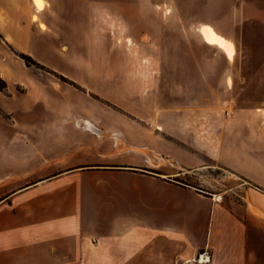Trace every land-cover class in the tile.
<instances>
[{"label": "rangeland", "instance_id": "rangeland-1", "mask_svg": "<svg viewBox=\"0 0 264 264\" xmlns=\"http://www.w3.org/2000/svg\"><path fill=\"white\" fill-rule=\"evenodd\" d=\"M144 3L147 5L124 12L120 5L106 7L98 17L94 16L93 22L84 21L81 27L60 18L46 0L42 8L34 0H4L0 34V145L119 142L122 146H104L102 154L86 151L87 163L80 170L86 174L96 168L135 171L171 177L206 192L229 190L241 182L231 170L204 156L203 170L198 174L184 173L175 157L167 156L157 145L182 141L177 133L183 141L192 142L196 124H200V140L209 142L214 133L210 128L216 124L217 131L223 130L226 120L246 104L242 96L254 100L264 95V87L258 86L264 71L253 68V58L246 66L247 60L237 45L232 57L230 49L227 55L220 43L207 42L200 34V24L182 21L176 0H168L164 8L151 6L150 0ZM189 13L192 10L185 12ZM91 15L90 12L88 19ZM145 31L151 33L134 38L136 33ZM135 63L144 67L141 86L131 82L105 86L93 80V75L104 73L100 70L104 66L118 69ZM83 73L92 80H83ZM135 111L146 116L137 135L152 145L136 153L126 146ZM166 112L171 117L169 128L161 125ZM173 113L181 114L172 118ZM86 120L94 124V130L85 126ZM214 142L220 143L218 138ZM38 148L42 149L25 152L26 179L30 175L50 176L55 165L59 170L74 168L67 166L75 151L72 147L59 152L51 147ZM13 153L9 152V163L15 161ZM4 170V192H17L32 185L19 181L17 174L22 172L16 167L9 164ZM111 172L74 182L73 190L86 194L67 200L82 204L83 213L86 211L84 237L90 243L112 238L114 230L125 238L135 231L129 221L119 225V220L128 218L125 214L129 213L128 203L120 193L132 181L114 178ZM96 192L103 197L94 198ZM226 196L239 202L238 195L229 192ZM38 201L45 207L55 203L54 199L40 200L36 196L27 203ZM138 206L144 213V207ZM141 217L145 219L144 215ZM102 231L108 233L102 235ZM143 234H138L137 240L144 239Z\"/></svg>", "mask_w": 264, "mask_h": 264}, {"label": "crops", "instance_id": "crops-1", "mask_svg": "<svg viewBox=\"0 0 264 264\" xmlns=\"http://www.w3.org/2000/svg\"><path fill=\"white\" fill-rule=\"evenodd\" d=\"M46 1L60 18L81 27L84 21L93 22L94 16L98 17L106 7L120 5L124 12L147 5L144 0L122 1L127 3ZM150 1L151 6H168V0ZM176 6L178 14L182 12L183 22L201 25L200 34L207 42L220 43V47L222 42L221 48L227 55H230L227 50L230 49L232 57L237 45L247 60L246 66L253 58L256 60L253 68L264 71V0H176ZM190 10L192 13L186 15L185 12ZM90 12L93 14L91 20L88 19ZM3 22L4 0H0V34ZM149 33L139 32L134 38ZM104 67L100 68L104 73L93 75L98 85H126L131 82L141 86L144 81V67L138 63L118 69H110L111 65ZM244 69L249 70V67ZM111 70L118 72L111 75L108 73ZM82 76L86 77L83 80H92L88 74L83 73ZM258 86L264 87V79ZM242 97L246 104L226 120L223 130L217 131L216 124L210 128L214 133L210 134L209 142L200 140V124H196L192 142L183 141L184 138L177 133L182 141L157 145L162 146L167 156L175 157L185 169L184 173L198 174L203 170L204 156L231 170L241 182L222 193L206 192L162 175L99 168L86 174L80 170L87 163L86 151L102 154L104 146H122L119 142H56L50 146H35V143L4 146L1 143L0 264H200L195 258L206 247L212 254L210 264H264V95L254 100ZM178 114L181 113H173L172 118H179ZM170 118L169 112L164 113L162 127L169 128ZM145 119L146 116L138 111L133 113L134 126L131 125L130 142L126 144L132 152H142L144 146H152L137 135L138 126ZM217 138L219 144L214 142ZM38 147H51L56 152L72 147L75 151L71 153L73 157L67 166L74 168L59 170L55 165L50 176L30 175L26 179L25 152L42 149ZM9 152H15L12 163H9ZM9 164L22 172V175L17 174L20 182L32 185L17 192H4V166ZM109 170L114 178L132 181V185H125L120 193L128 203L129 213L125 214L128 218L119 220V225L121 221H129L135 231L125 238L121 237L120 231L115 233L114 230L112 238H104L94 244L84 237L87 213L85 210L83 213L82 204L78 206L67 200L86 194L74 191V182L91 180L93 175L100 176ZM229 192L239 196L238 203L227 198ZM32 196L40 200L54 199L55 203L49 207L41 206L40 201L28 204ZM102 197L96 192L94 198ZM138 205L144 207V213ZM105 233L108 232L102 231V235ZM138 234H143L144 239L137 240Z\"/></svg>", "mask_w": 264, "mask_h": 264}, {"label": "built area", "instance_id": "built-area-1", "mask_svg": "<svg viewBox=\"0 0 264 264\" xmlns=\"http://www.w3.org/2000/svg\"><path fill=\"white\" fill-rule=\"evenodd\" d=\"M230 112L227 111V115H229ZM211 250L209 247L204 248L201 252L198 253L195 260L200 264H210L211 262Z\"/></svg>", "mask_w": 264, "mask_h": 264}, {"label": "bare ground", "instance_id": "bare-ground-1", "mask_svg": "<svg viewBox=\"0 0 264 264\" xmlns=\"http://www.w3.org/2000/svg\"><path fill=\"white\" fill-rule=\"evenodd\" d=\"M34 2H35V0H34ZM78 123H80V121H79ZM85 126L88 127V128H90V129H92V130L95 129V128L93 127V125L90 124V122H89L88 120H86V122H85ZM88 128H87V129H88ZM97 133L100 134V132H97ZM117 133H118V132H117ZM117 133H114V134H115V136H116V140H119V137H118V134H117ZM220 197H221V196H219V199H220Z\"/></svg>", "mask_w": 264, "mask_h": 264}, {"label": "snow or ice", "instance_id": "snow-or-ice-1", "mask_svg": "<svg viewBox=\"0 0 264 264\" xmlns=\"http://www.w3.org/2000/svg\"><path fill=\"white\" fill-rule=\"evenodd\" d=\"M35 3L37 5V7H43V0H35ZM41 27H44L43 25H41ZM221 47H223V43L221 42Z\"/></svg>", "mask_w": 264, "mask_h": 264}]
</instances>
